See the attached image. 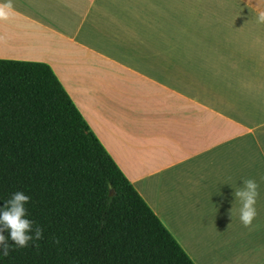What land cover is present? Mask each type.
Wrapping results in <instances>:
<instances>
[{"label": "crops", "instance_id": "crops-1", "mask_svg": "<svg viewBox=\"0 0 264 264\" xmlns=\"http://www.w3.org/2000/svg\"><path fill=\"white\" fill-rule=\"evenodd\" d=\"M11 3L0 59L50 66L194 264H264V0ZM98 63L128 76L99 81ZM245 178L259 186L251 228L234 196Z\"/></svg>", "mask_w": 264, "mask_h": 264}, {"label": "trees", "instance_id": "trees-1", "mask_svg": "<svg viewBox=\"0 0 264 264\" xmlns=\"http://www.w3.org/2000/svg\"><path fill=\"white\" fill-rule=\"evenodd\" d=\"M16 191L44 238L0 264H194L50 66L0 59V206Z\"/></svg>", "mask_w": 264, "mask_h": 264}, {"label": "clouds", "instance_id": "clouds-1", "mask_svg": "<svg viewBox=\"0 0 264 264\" xmlns=\"http://www.w3.org/2000/svg\"><path fill=\"white\" fill-rule=\"evenodd\" d=\"M12 10L11 0L0 4V20L8 19ZM256 18L258 23L264 24V11H259ZM258 187L255 179L245 178L244 186L237 187L234 191L235 202L240 205L238 209L239 219L246 228L252 227V222L257 214L255 204ZM30 199L23 191H16L0 206V255L4 257L10 254L13 245L16 248H25L29 247L30 242L40 241L44 238L43 227L28 218L26 205ZM235 213L233 204V207L229 209V215L233 217ZM6 231L9 233L8 237L4 235ZM9 240L13 243L9 244Z\"/></svg>", "mask_w": 264, "mask_h": 264}, {"label": "rangeland", "instance_id": "rangeland-1", "mask_svg": "<svg viewBox=\"0 0 264 264\" xmlns=\"http://www.w3.org/2000/svg\"><path fill=\"white\" fill-rule=\"evenodd\" d=\"M97 61V60H96ZM91 63H92V61L91 60H82V65L83 66H88V64H90L91 65ZM108 64H110V63H108ZM108 64H106V63H104V64H100V63H98L95 67L96 68H104V72H101V73H99V74H102V76L100 77V79H99V81H102V80H104L105 82H107V83H110V84H113V83H115L116 85H119V84H121L120 83V80H124V79H122L121 77H120V75H123V76H125V77H127L128 75L127 74H122V73H120V71H119V74L118 75H116V74H113L112 72V69L111 68H116L115 66H111V65H108ZM87 69V72H88V68H79V72H82V71H84V70H86ZM89 70L91 71V73H92V71H93V68H90V66H89ZM119 77V78H118ZM87 87H91V84H87ZM116 89V88H115ZM115 89L113 90V91H115ZM97 91V90H96ZM91 93H93V95H95V90L94 89H92L91 90ZM93 95L91 96V97H93ZM123 110H124V113H125V107L123 106ZM126 108H127V106H126ZM126 113H127V115L129 116V109H127V111H126ZM261 244V246H262V248H261V252H262V255H263V257H264V241L262 242V243H260ZM236 248H240L241 250H243V251H245V250H251L252 248H253V245H251V244H249V245H244V247L242 248V246H240L239 247V244L236 246ZM240 249H237L238 251L240 250Z\"/></svg>", "mask_w": 264, "mask_h": 264}]
</instances>
